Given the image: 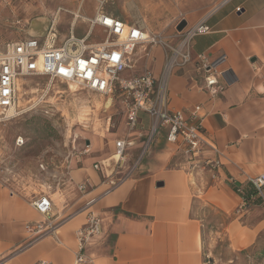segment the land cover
I'll list each match as a JSON object with an SVG mask.
<instances>
[{"label":"crops","instance_id":"obj_1","mask_svg":"<svg viewBox=\"0 0 264 264\" xmlns=\"http://www.w3.org/2000/svg\"><path fill=\"white\" fill-rule=\"evenodd\" d=\"M83 3L74 13L84 15ZM98 10L88 18L93 19ZM118 18L130 22L125 17ZM185 21L186 29L200 23L211 29L209 34L193 39L192 60L200 54L212 59L226 55L220 79L225 91L217 97L208 94L203 89L204 79L197 75L191 62L175 68L171 74L169 107L186 116L195 107H201L199 115L204 134L212 147H205L190 163L194 165L201 160L217 166L213 174V198L221 206L234 209L252 191L255 195L250 200L260 198L249 178L264 175V0H222L193 25ZM175 37L164 39L176 48L182 36ZM146 57L151 67L146 71L159 77L166 61L164 50L153 48ZM141 117L148 126V116ZM160 132L162 137L156 141L157 148L148 151L152 150L150 155L156 158L146 164V157L139 161L141 140L135 134L128 138L126 129L123 135H116L113 147L110 142L107 144L111 152L99 160L93 156L92 141H86L91 146L90 154L75 159L69 166L64 162L46 172L42 179L50 191L43 194L52 199L51 191L59 190L66 200L58 212L52 199V221L59 220L68 208L76 210L54 234L37 241H34L35 234L28 232L29 226L42 221L31 206L37 195L31 196L24 189L8 185L0 177V264H35L41 260L74 264L78 249L76 233L86 224L90 213L98 214L103 220V234L93 238L86 247V254L94 264H204L205 231L196 211L201 207V193L207 194L202 184H206L208 174H203L204 183L198 180L197 184L184 167L168 169L167 164L176 152L190 159L180 146L167 141L166 129ZM122 139L134 142L126 152L122 166L125 170L120 172L124 181L106 194L108 187L103 182L110 170L114 172L118 167L113 155L115 142ZM111 159L104 171L94 169L95 164ZM81 185H86L85 191L79 190ZM91 200L96 201L88 206ZM232 232L236 236V248L247 246L255 235L239 227H233Z\"/></svg>","mask_w":264,"mask_h":264},{"label":"rangeland","instance_id":"obj_2","mask_svg":"<svg viewBox=\"0 0 264 264\" xmlns=\"http://www.w3.org/2000/svg\"><path fill=\"white\" fill-rule=\"evenodd\" d=\"M82 2V12L87 17H93L101 7L100 2H103V10L107 14L125 17L134 23L143 24L145 20L150 31L158 32L163 37L177 38L186 30L179 33L176 29L182 20L190 21L193 25V22L218 6L222 0H0V52H3L7 43L23 39L33 20L49 19L59 8L63 10L58 26L60 38L66 39L72 13L79 10ZM87 30L88 24L79 21L75 35L83 37ZM100 39H103V35L96 29L91 40ZM146 54L142 49L136 51L132 59L131 75L141 74L151 68ZM48 83L45 78H22L19 81L22 90L19 85L18 93V108L22 114L0 125V177L4 183L24 189L31 196L49 193L48 184L42 177L52 171L51 168L61 166L68 154L79 151L86 141H92V151H95L93 156L99 160L111 152L107 144L110 142L113 147L112 141L116 135L126 132L125 112L118 97L111 102L106 97L80 89L73 91L67 85L54 83V91L43 103L36 104ZM111 103L113 107L107 109ZM160 131L162 134L163 130ZM19 136L26 140L22 148L15 145ZM161 137L157 135L151 149L157 148L156 141ZM150 152L143 158L144 164L156 158ZM190 162L176 152L167 168L184 167L197 184L198 180L204 183L203 174H208L206 184H202L207 188V194L201 193V207L199 210L197 207L196 211L205 231L204 264H264V197L258 198L260 201L249 200L245 211H240L242 203L234 209L225 208L213 198V174L217 166L208 161L200 160L194 165ZM41 165L47 169L43 170ZM122 166L124 164L118 165L114 172L111 169L107 176L121 180L123 175L120 172L125 170ZM146 170L144 168L142 172L145 174ZM50 194L59 212L66 205V200L59 190L55 193L53 189ZM68 202L72 203L71 200ZM68 210L63 211L60 219L53 222L59 226L75 214V208ZM233 227L254 232V238L247 246L236 248Z\"/></svg>","mask_w":264,"mask_h":264},{"label":"built area","instance_id":"obj_3","mask_svg":"<svg viewBox=\"0 0 264 264\" xmlns=\"http://www.w3.org/2000/svg\"><path fill=\"white\" fill-rule=\"evenodd\" d=\"M103 2L96 16L90 19L80 13H72V20L66 39L61 40L58 29L63 10L59 8L50 17V27L42 38L26 36L16 42L5 45L0 52V125H4L19 117L18 108L19 81L22 78H45L49 81L44 94L37 104L45 101L52 92L54 83L67 86L75 85L78 89L106 97L107 101L118 97L125 112V125L128 138L137 135L142 142L141 161L151 149L160 130H167V141L178 145L191 161L198 158L205 147H212L204 134L202 118L199 115L200 106L186 116L182 111H173L169 107V79L175 68H183L194 62L197 75L204 79L203 87L212 97H217L225 91L220 79L224 74L223 66L227 62L226 55L216 59L200 54L194 60L190 56L192 41L200 35H207L211 29L203 23L186 29L182 34L179 47L173 48L158 32L149 31L140 22H127L104 12ZM240 10V9H238ZM79 21L88 24L87 33L83 37L75 35ZM96 29L103 34L101 41H92ZM156 47L164 50L166 61L159 77L149 71L134 76L132 59L138 49L145 53ZM54 91V90H53ZM57 94L59 92H56ZM113 104L107 108L110 109ZM18 110V111H17ZM16 112H18L16 114ZM149 118L148 126L141 115ZM127 138V139H128ZM127 139L115 142L116 152L113 157L117 165L126 160L127 149L134 145ZM26 144L24 137L16 138L15 145L22 148ZM75 152V153H74ZM90 144L84 143L79 151L68 154L66 165L75 159L90 154ZM105 163L94 165L96 171L105 170ZM46 170L45 165H41ZM124 179L114 180L106 177L103 182L109 194L118 187ZM249 182L260 197H264V175L249 178ZM86 190V185L79 187ZM242 193V191L240 190ZM91 200L88 206L95 203ZM31 206L41 216L42 221L28 227V232L35 234L34 241L54 234L58 225L52 221L53 200L49 195L38 194L31 201ZM249 202L242 201L240 211H245ZM103 234V220L96 213H90L86 224L77 231L78 249L74 264H94L86 254V247L95 237ZM35 264H53L41 260Z\"/></svg>","mask_w":264,"mask_h":264},{"label":"water","instance_id":"obj_4","mask_svg":"<svg viewBox=\"0 0 264 264\" xmlns=\"http://www.w3.org/2000/svg\"><path fill=\"white\" fill-rule=\"evenodd\" d=\"M50 27V19L39 18L32 21L30 28L27 31V35L32 38H42L46 35ZM187 28V22L181 21L176 27L179 33H182Z\"/></svg>","mask_w":264,"mask_h":264},{"label":"bare ground","instance_id":"obj_5","mask_svg":"<svg viewBox=\"0 0 264 264\" xmlns=\"http://www.w3.org/2000/svg\"><path fill=\"white\" fill-rule=\"evenodd\" d=\"M149 2L151 3L152 1H149ZM149 2H148V3H149ZM154 4H155V3H154ZM129 5H130V4H129ZM152 5H153V4H152ZM154 6H155V5H154ZM141 20H142V19H141ZM144 23H145V20H143V24H144ZM145 26H146V25H145ZM140 53H141V52H140ZM136 55H137V54H136ZM136 55H135V56H136ZM135 58H137V56H136ZM137 62H138V61H137ZM19 85H20V90H22V89H21V84H19ZM70 88H71V90H73V91H77V89H78L75 85H71ZM38 101H39V100H38ZM36 104H37V103H36ZM30 107H31V106H30ZM25 109H26V108H25ZM27 109H28V108H27ZM27 109H26V110H27ZM17 111H18V110H17ZM21 112H22V111H21ZM17 113H18V112H16V114H17ZM20 114H22V113H20ZM82 117H84V115H83ZM81 120H82V118H81ZM113 156H114V155H113ZM113 160H114V161H115V160L117 161L118 158H117V157H113ZM113 160L111 159V160H109V161H105V162H106L105 164H106V165H109L110 161H113ZM112 163H113V162H112ZM117 166H118V165H117ZM111 171H112V170H111Z\"/></svg>","mask_w":264,"mask_h":264},{"label":"trees","instance_id":"obj_6","mask_svg":"<svg viewBox=\"0 0 264 264\" xmlns=\"http://www.w3.org/2000/svg\"><path fill=\"white\" fill-rule=\"evenodd\" d=\"M253 195H255V191L250 192V193L248 194V197L246 198V200L249 201V200H250V197L253 196ZM258 202H259V201H258Z\"/></svg>","mask_w":264,"mask_h":264}]
</instances>
